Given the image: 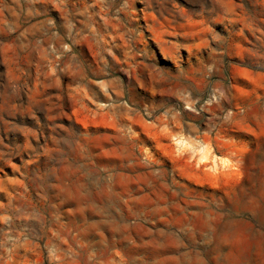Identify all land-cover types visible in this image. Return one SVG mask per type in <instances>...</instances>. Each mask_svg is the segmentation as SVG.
Wrapping results in <instances>:
<instances>
[{
    "label": "rangeland",
    "instance_id": "374dc122",
    "mask_svg": "<svg viewBox=\"0 0 264 264\" xmlns=\"http://www.w3.org/2000/svg\"><path fill=\"white\" fill-rule=\"evenodd\" d=\"M162 262L264 264V0H0V264Z\"/></svg>",
    "mask_w": 264,
    "mask_h": 264
},
{
    "label": "bare ground",
    "instance_id": "6f19581e",
    "mask_svg": "<svg viewBox=\"0 0 264 264\" xmlns=\"http://www.w3.org/2000/svg\"><path fill=\"white\" fill-rule=\"evenodd\" d=\"M199 147V146H198ZM200 147H202V146H200ZM199 151H200V158L199 159H205V157H206V149L204 150V148L202 147V148H200L199 149ZM210 210V209H209ZM201 218V217H200ZM108 226H109V224H108ZM111 228V227H110ZM119 231V230H118ZM117 231V232H118ZM117 232H115V233H117ZM113 233H114V231H113ZM119 233V232H118ZM107 245V244H106ZM184 257V256H183ZM132 258V257H131ZM183 259V258H182ZM177 260V259H176ZM182 263V262H181ZM162 264H163V262H162ZM175 264H176V262H175ZM183 264V263H182ZM199 264V263H198Z\"/></svg>",
    "mask_w": 264,
    "mask_h": 264
},
{
    "label": "crops",
    "instance_id": "0c3cea01",
    "mask_svg": "<svg viewBox=\"0 0 264 264\" xmlns=\"http://www.w3.org/2000/svg\"><path fill=\"white\" fill-rule=\"evenodd\" d=\"M105 84V83H104ZM184 141L182 139H176V143H183ZM182 264V263H180ZM184 264V263H183Z\"/></svg>",
    "mask_w": 264,
    "mask_h": 264
}]
</instances>
